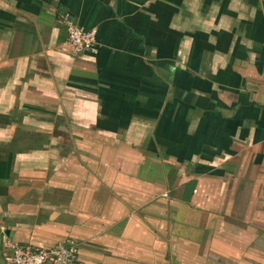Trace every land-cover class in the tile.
<instances>
[{
  "label": "crops",
  "instance_id": "0c3cea01",
  "mask_svg": "<svg viewBox=\"0 0 264 264\" xmlns=\"http://www.w3.org/2000/svg\"><path fill=\"white\" fill-rule=\"evenodd\" d=\"M60 242L264 264V0H0V264Z\"/></svg>",
  "mask_w": 264,
  "mask_h": 264
},
{
  "label": "built area",
  "instance_id": "2783aa9c",
  "mask_svg": "<svg viewBox=\"0 0 264 264\" xmlns=\"http://www.w3.org/2000/svg\"><path fill=\"white\" fill-rule=\"evenodd\" d=\"M67 28V44L74 54L98 52V39L95 29L81 26L69 13L62 16ZM13 249L12 264H76L78 252L71 243H57L51 246L23 247L16 243Z\"/></svg>",
  "mask_w": 264,
  "mask_h": 264
}]
</instances>
